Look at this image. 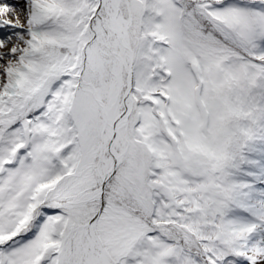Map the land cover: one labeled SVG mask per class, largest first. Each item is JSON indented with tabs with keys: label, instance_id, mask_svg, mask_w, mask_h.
I'll return each mask as SVG.
<instances>
[{
	"label": "snow or ice",
	"instance_id": "snow-or-ice-1",
	"mask_svg": "<svg viewBox=\"0 0 264 264\" xmlns=\"http://www.w3.org/2000/svg\"><path fill=\"white\" fill-rule=\"evenodd\" d=\"M0 264H264V0H0Z\"/></svg>",
	"mask_w": 264,
	"mask_h": 264
},
{
	"label": "bare ground",
	"instance_id": "bare-ground-1",
	"mask_svg": "<svg viewBox=\"0 0 264 264\" xmlns=\"http://www.w3.org/2000/svg\"><path fill=\"white\" fill-rule=\"evenodd\" d=\"M13 3H18V4H22L23 0H12Z\"/></svg>",
	"mask_w": 264,
	"mask_h": 264
}]
</instances>
